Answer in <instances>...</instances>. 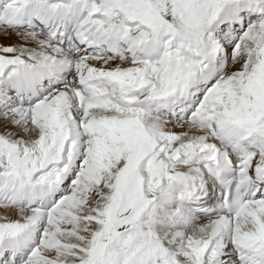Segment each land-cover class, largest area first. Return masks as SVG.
Masks as SVG:
<instances>
[{"label":"snow or ice","instance_id":"1","mask_svg":"<svg viewBox=\"0 0 264 264\" xmlns=\"http://www.w3.org/2000/svg\"><path fill=\"white\" fill-rule=\"evenodd\" d=\"M0 264H264V0H0Z\"/></svg>","mask_w":264,"mask_h":264},{"label":"bare ground","instance_id":"2","mask_svg":"<svg viewBox=\"0 0 264 264\" xmlns=\"http://www.w3.org/2000/svg\"><path fill=\"white\" fill-rule=\"evenodd\" d=\"M200 215H201L200 213H196V216H197V218H199V217H200Z\"/></svg>","mask_w":264,"mask_h":264}]
</instances>
